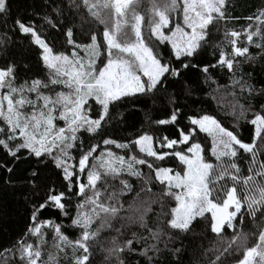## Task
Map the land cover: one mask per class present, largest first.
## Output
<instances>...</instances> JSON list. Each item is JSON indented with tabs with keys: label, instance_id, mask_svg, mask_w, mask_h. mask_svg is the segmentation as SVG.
Segmentation results:
<instances>
[{
	"label": "snow or ice",
	"instance_id": "1",
	"mask_svg": "<svg viewBox=\"0 0 264 264\" xmlns=\"http://www.w3.org/2000/svg\"><path fill=\"white\" fill-rule=\"evenodd\" d=\"M234 8L0 0V200L25 221L0 264H185L188 238L264 264V5L239 29ZM221 89L231 127L203 107Z\"/></svg>",
	"mask_w": 264,
	"mask_h": 264
},
{
	"label": "trees",
	"instance_id": "2",
	"mask_svg": "<svg viewBox=\"0 0 264 264\" xmlns=\"http://www.w3.org/2000/svg\"><path fill=\"white\" fill-rule=\"evenodd\" d=\"M26 0H17V3L23 7ZM235 4V8L233 11V15L237 17H241L238 21L232 22L237 29L241 26L246 25L247 21L243 19V17L254 13L261 5H264V0H233ZM15 7V6H14ZM94 27L102 28V25H94ZM87 30V26L85 27V31ZM253 53H255L256 49H251ZM262 66H264V62H257L252 64L251 66L245 64L244 71L252 72L253 78L256 82V87L259 88L262 83H264V70H262ZM218 80L221 85H225L229 83L227 79V74H218ZM207 92V90H206ZM261 99V98H258ZM232 100V97L228 94V92L224 89H221L220 92L217 93L216 99L208 98L207 102L203 105V107L209 112L213 113L218 119L224 121V123L231 127L232 124V116L228 114L229 105ZM243 102V101H241ZM62 123V122H61ZM241 134L243 137L247 138L249 135L248 127L243 126V121H241ZM210 145V141H209ZM133 185L136 184L135 179L131 181ZM155 190V188H154ZM134 197V193H129L124 196L123 199L126 202L124 207L127 208L128 204L132 202ZM0 205L3 206V213H0V244H6L10 241V239L15 236L16 233L20 232L24 227V209L18 208L14 202L3 199L0 200ZM73 214L75 209H72ZM61 222L65 225L64 231L70 237L74 233V229H72L70 225V221L67 218H61ZM247 227V226H246ZM224 234L226 236H231V230H225ZM107 235V233H105ZM211 236V234H210ZM184 243L188 246L186 251L184 252V261L185 264H190V262L194 258H200L204 261V264H207L208 256H211V252L208 251L210 248L209 242L207 240L203 241V254L200 250V241H193L192 238H188L184 241ZM214 246V245H212ZM163 251V249L161 250ZM239 258H242V255L238 254ZM161 264H163V256L160 257ZM94 264H103L104 261V253L97 251L95 257L93 258ZM135 264V262H133Z\"/></svg>",
	"mask_w": 264,
	"mask_h": 264
},
{
	"label": "rangeland",
	"instance_id": "3",
	"mask_svg": "<svg viewBox=\"0 0 264 264\" xmlns=\"http://www.w3.org/2000/svg\"><path fill=\"white\" fill-rule=\"evenodd\" d=\"M141 14H143V13H141ZM143 26V25H142Z\"/></svg>",
	"mask_w": 264,
	"mask_h": 264
}]
</instances>
